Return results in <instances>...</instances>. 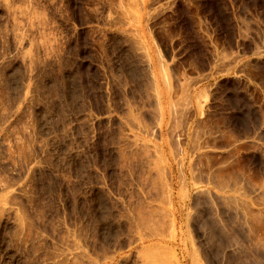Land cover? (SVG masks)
I'll return each mask as SVG.
<instances>
[{"label": "rangeland", "instance_id": "374dc122", "mask_svg": "<svg viewBox=\"0 0 264 264\" xmlns=\"http://www.w3.org/2000/svg\"><path fill=\"white\" fill-rule=\"evenodd\" d=\"M0 264H264V0H0Z\"/></svg>", "mask_w": 264, "mask_h": 264}]
</instances>
